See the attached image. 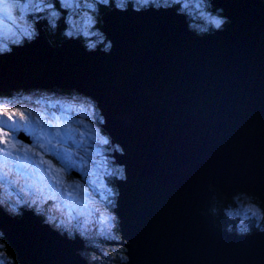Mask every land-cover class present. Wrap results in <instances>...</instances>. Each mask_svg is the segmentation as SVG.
<instances>
[{"label":"water","instance_id":"95a60500","mask_svg":"<svg viewBox=\"0 0 264 264\" xmlns=\"http://www.w3.org/2000/svg\"><path fill=\"white\" fill-rule=\"evenodd\" d=\"M213 3L231 23L211 36L189 32L174 9L112 11L104 16L110 54L72 40L52 47L41 32L0 56V94L75 90L98 101L107 120L100 128L124 148L112 157L127 175L115 182L113 209L127 243L105 244L127 248L128 264H264V233L217 227L208 187L264 200V2ZM0 228L19 264H87L80 238L61 236L31 211H0Z\"/></svg>","mask_w":264,"mask_h":264},{"label":"clouds","instance_id":"9594fccd","mask_svg":"<svg viewBox=\"0 0 264 264\" xmlns=\"http://www.w3.org/2000/svg\"><path fill=\"white\" fill-rule=\"evenodd\" d=\"M170 9H174L177 16H183L187 30L198 37L214 35L216 32L223 31L231 23L230 17L224 14L225 9L222 6H216L213 0H0V15L14 16L19 22L10 36L0 39V56L11 55L16 48L34 43L40 37L41 32L46 35L47 41L52 47L62 46L66 41L72 40L78 41L86 52L99 51L110 54L114 44L108 33L104 31V16L107 12H166ZM21 93L24 94L25 100L31 99V95L24 92L23 89L14 92L13 96L16 97ZM73 98H78L80 102L86 104L95 118L99 117V125L107 123L97 100L75 90H73ZM47 124V121L40 119L30 124L34 133L30 134L34 138L32 146L25 145L18 139L14 142L17 145L31 147L36 155H40L37 152L39 145L44 146V153L55 154L54 150L63 147L60 129L57 127L55 134H50ZM0 127H3L2 123H0ZM102 143L107 146L111 145L116 152L124 155V148L119 143L113 144L111 134L106 130H104ZM5 151H7L6 146L0 147V153H5ZM110 175L118 181H125L127 179L126 165L115 164ZM208 187L213 193L209 211L215 218L217 227L238 236H251L254 232L264 233V200L255 194L238 191L230 196L233 202L238 196L244 195L254 201L257 210L251 212L250 215L245 214L243 217L227 210L221 214L212 204V200L216 196L213 189L219 187L214 184H209ZM106 195L110 197L108 204L115 210L120 195L118 185L113 184L107 190ZM45 202L46 199L40 194L15 200L10 199L7 202L0 200V211L10 218H19L24 215L25 211H31L41 218L42 223L57 231L61 236H66L70 240L79 236L84 242V248L79 250V255L87 261V264H90V261L94 259L92 253L97 247L93 237L87 234L79 220L75 224L73 223L74 217L69 216L65 219L46 210L43 206ZM231 207L232 204H229L228 208ZM201 214L205 215L206 213L201 210ZM111 219L114 221V227L117 224L120 225V217L116 211L112 213ZM5 236H7L5 231L0 228V237ZM125 252L122 264H128L130 260L127 248ZM16 262L19 264L17 252Z\"/></svg>","mask_w":264,"mask_h":264},{"label":"rangeland","instance_id":"374dc122","mask_svg":"<svg viewBox=\"0 0 264 264\" xmlns=\"http://www.w3.org/2000/svg\"><path fill=\"white\" fill-rule=\"evenodd\" d=\"M18 23L14 16L0 15V39L10 36ZM25 92L31 95V99L25 100L23 93L16 97L13 94L0 96V106L9 112L23 111L27 119H21L18 115L9 119L0 110V123L6 122L5 131L11 133L8 137L10 143L18 139L29 146L33 145L34 138L22 126L33 124L38 118L48 122L50 134H55L58 127L63 147L54 150L55 154L43 153V159L52 161L54 168L60 169L58 179L62 183L52 179L53 172L49 171L48 164L40 162V155H25L10 149L13 153L11 156L0 153V200L7 202L33 194L42 195L46 199L43 204L46 210L61 218L74 217V224L79 220L97 245L92 253L94 259L101 258L95 252L103 250L102 242L127 243L120 238L118 224L113 226V209L108 204L110 197L106 195L113 186L110 181L114 176L110 173L117 164L113 157L108 156V152L113 154L115 149L102 143L104 131L100 128L99 117L95 118L86 104L73 98V91L71 95L57 92V89ZM16 131L23 133L28 140L18 138ZM0 147L5 145L0 143ZM41 151L37 148L38 153ZM238 203L234 214L244 216L254 211L247 197ZM108 246L126 249L123 246ZM0 264H3L1 257ZM90 264L96 263L90 261Z\"/></svg>","mask_w":264,"mask_h":264},{"label":"trees","instance_id":"16d2710c","mask_svg":"<svg viewBox=\"0 0 264 264\" xmlns=\"http://www.w3.org/2000/svg\"><path fill=\"white\" fill-rule=\"evenodd\" d=\"M264 2V0H262ZM18 92V91H17ZM25 92V91H24ZM57 92L66 94V95H71L72 91H61L57 89ZM12 93L9 94H0V96H10ZM108 156L112 157V152H108ZM116 179H113L110 181V184L113 185L115 184ZM215 199L212 200L213 206H215L221 214H223L226 210L227 211H232L235 213V209L239 206L238 201L240 203L242 202V199L246 196L240 195L236 198L235 202H233V199H227L224 194H222L219 190L215 189ZM242 196V197H241ZM249 199V198H247ZM249 202L251 203L252 206H254V211L257 210L256 204L254 201L249 199ZM232 204L231 208H228V205ZM253 211V212H254ZM252 212V211H251ZM250 215V213H248ZM239 215V214H238ZM240 217L241 214L239 215ZM40 218V217H39ZM41 219V218H40ZM214 223H215V218H214ZM216 225V223H215ZM116 231V230H115ZM0 252H1V260L3 261V264H17L16 262V253L15 251L9 246L7 241L5 240L4 237H0ZM102 247L103 250L100 252H95L96 254L98 253L101 258H96L93 259L92 262L96 264H121L122 263V257L125 255V249L121 247H111L105 244V242H102ZM122 250V251H121ZM98 256V255H97ZM96 256V257H97Z\"/></svg>","mask_w":264,"mask_h":264},{"label":"snow or ice","instance_id":"6c2138e0","mask_svg":"<svg viewBox=\"0 0 264 264\" xmlns=\"http://www.w3.org/2000/svg\"><path fill=\"white\" fill-rule=\"evenodd\" d=\"M0 110H2L4 112V114L8 115V117L10 119H14V117L16 115H18L21 119H27L25 116V113L23 111L13 110V111L9 112L7 109H2V106H0ZM5 124H6V122L3 124V127H0V143H3L7 148V151H5V154L10 156L12 154V151H10V149L15 150L16 152H20L22 150L23 153H25V155H27L28 153H34L31 147H24L23 145H17L14 141L10 143L8 137L11 135V133L5 131ZM22 127H26L31 134H34L33 129L30 125H26V126H22ZM25 145H28V144H25ZM38 147L40 150H42L40 153V156H41L40 162L42 164H45V163L48 164L49 165V171L53 172L52 179L57 180L58 183H62V181L58 179L60 169H55L54 165L52 164V161L44 160L43 159L44 146L39 145ZM77 187H78V185H77ZM71 194L72 193H69V195H71Z\"/></svg>","mask_w":264,"mask_h":264},{"label":"bare ground","instance_id":"6f19581e","mask_svg":"<svg viewBox=\"0 0 264 264\" xmlns=\"http://www.w3.org/2000/svg\"><path fill=\"white\" fill-rule=\"evenodd\" d=\"M111 211V210H110ZM113 212V211H112ZM122 251V250H121Z\"/></svg>","mask_w":264,"mask_h":264}]
</instances>
